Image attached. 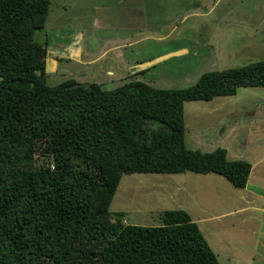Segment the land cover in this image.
Masks as SVG:
<instances>
[{"label": "trees", "instance_id": "16d2710c", "mask_svg": "<svg viewBox=\"0 0 264 264\" xmlns=\"http://www.w3.org/2000/svg\"><path fill=\"white\" fill-rule=\"evenodd\" d=\"M50 1L0 0V264H220L184 209L143 225L109 206L124 173L213 172L244 188L249 161L186 146L184 102L264 86V59L187 87L48 85V40L34 36Z\"/></svg>", "mask_w": 264, "mask_h": 264}, {"label": "rangeland", "instance_id": "374dc122", "mask_svg": "<svg viewBox=\"0 0 264 264\" xmlns=\"http://www.w3.org/2000/svg\"><path fill=\"white\" fill-rule=\"evenodd\" d=\"M34 37L48 40V85L187 87L203 72L264 59V0H51ZM184 123L187 147H224L252 164L245 187L213 172L124 173L112 217L157 225L162 211L181 208L220 264H264V86L185 101Z\"/></svg>", "mask_w": 264, "mask_h": 264}, {"label": "crops", "instance_id": "0c3cea01", "mask_svg": "<svg viewBox=\"0 0 264 264\" xmlns=\"http://www.w3.org/2000/svg\"><path fill=\"white\" fill-rule=\"evenodd\" d=\"M75 42V41H74ZM88 56H89V54H87ZM59 57V56H58ZM57 58V57H56ZM94 59H96V58H94ZM94 59H92L91 61H93ZM112 70V69H111ZM111 70H107V73H111V74H113V71H111Z\"/></svg>", "mask_w": 264, "mask_h": 264}]
</instances>
